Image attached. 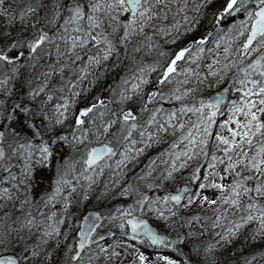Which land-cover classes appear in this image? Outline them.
Masks as SVG:
<instances>
[{
  "label": "snow or ice",
  "instance_id": "6c2138e0",
  "mask_svg": "<svg viewBox=\"0 0 264 264\" xmlns=\"http://www.w3.org/2000/svg\"><path fill=\"white\" fill-rule=\"evenodd\" d=\"M214 3L215 0H194L192 3H189V0H89L87 5L73 2L68 8L69 14L63 17V23L55 33L45 31L41 27L36 29L31 37L18 35L13 38L11 33L5 32L4 39L0 40V64L11 75H4L0 86H7L10 78H19L21 84L28 85V91L23 95L29 98L30 103L13 102L8 108L4 106V101L0 100V115L8 121H15L23 114L26 125L34 132L32 138L24 136L22 138L24 142L12 149L14 153L18 152L22 160L21 171L13 173L12 163L3 166V171L7 173L4 180L10 182L11 187H0V196L5 199L11 198L13 188L20 190L22 185L25 186L23 188L25 195L20 201V206L27 205L29 211L24 214L22 222L17 217L11 223L9 214L5 213L2 222L4 226L0 228V245L8 249L13 246V241L17 245L21 244L26 237L19 235L20 231L25 227L31 229L34 226L36 218L32 215L33 197L30 190L39 183L36 179L38 168L51 166L52 161L56 160L55 175L49 181L50 190L42 191L40 200L45 205L62 200L67 207L73 202V195L77 194V184L72 183L73 180L83 179L88 181L91 187L95 177L103 171V166L111 167L110 162L117 155L119 160L116 161V168L122 169L143 154L153 143L158 142L162 134H166L170 128L174 130L177 127L182 130L181 135L173 141L169 149L158 153L167 154L171 162L169 164L165 161L167 176L162 178V182L173 178V173L178 168L186 167L188 162L198 157H204L205 160L198 161L193 167L190 181L164 196H149L131 182L125 185L121 195L135 194L136 198L122 211L117 209L120 215L121 235L130 236L135 240L146 238L150 246L166 248H173L178 241L187 243L190 251L176 249L182 257L183 264H225L226 255L218 256V253L231 245L234 238H238L242 232L252 233V239L264 238V0H223L216 8L212 7ZM171 5H175V11ZM53 7L54 11L47 21L48 24H55L63 10L59 3H54ZM0 8L3 9V15L15 17V12L9 13L4 8V0H0ZM35 11L36 8L28 6L26 12H22L21 15L32 14ZM209 12L212 27L206 34L192 36L186 44L171 52H159L158 56L164 57L163 60L155 59L151 63L141 60L134 70L126 71V74L120 77L116 87L110 86V96L97 95L91 100L87 99L89 88L82 87L83 81L91 75L89 84L94 85L99 79L97 71L102 74L109 68L105 61L114 53L115 60L111 66L115 67L120 63L121 53L117 49L118 44H124L127 48L126 40L145 32L149 25L156 27L157 24L158 31L165 35L171 32L177 34L172 38V42L175 43L181 35L188 36L197 32ZM169 13H172L175 22L165 24L163 21L168 18ZM124 15H127V18L122 20L121 17ZM228 17H232V22L225 28L223 21ZM154 18L156 23H153ZM85 20L87 26H84ZM106 20L110 31L105 30ZM121 30L123 35L117 39L115 34ZM153 36L154 33H148L144 40L133 48V52L140 51L144 46L149 50L158 47V44L152 43ZM245 36L233 54V42ZM59 40H63L65 45L61 51V45L55 43L56 60L43 65L45 71L40 75L25 79L22 69L33 71L42 60L37 53L46 44L51 49L53 42ZM208 41L215 47H207ZM90 42L97 49L94 55H88L86 61H82V56L76 55L74 60L69 61L68 54L75 55L78 49H83ZM206 54L212 57V63L207 66V74L200 70V61L205 59ZM48 55L50 58L51 51ZM222 56L223 60L220 59ZM247 57L253 58L246 63ZM128 58L132 59L130 56ZM62 60L64 62H61ZM76 61H82V64L77 66ZM232 68H235V73L229 83H238L241 95L239 101L231 102L228 119L220 122L222 128H227L228 135L215 133L218 143L211 150L208 159L209 137L213 132L215 118L219 114L222 96L218 95L214 99L200 97L199 106L195 103L191 105L183 103L180 108L170 110L164 109L161 104L149 110L148 104L156 97L160 100H180L181 95L193 91L190 87L162 91V87L174 77L183 76L185 84L190 83L191 78L202 83V77L204 79L208 76L222 77ZM68 69L71 71L65 77L64 73ZM77 72L78 74H75ZM153 72L157 73L155 84H152L150 77ZM57 74L63 83L55 86L56 90L60 93L67 90L68 93L59 97L48 87L49 80ZM41 79L43 83H40ZM227 91L225 88L224 92ZM9 94L5 93L6 96ZM54 99L57 100L52 105L54 115H50L45 105ZM137 101L141 105L139 112H149L146 120L142 121L136 111ZM189 112L197 113V120L188 127L187 132H183L186 127L183 116ZM241 116L243 119L238 118ZM39 117L43 119L37 125L35 120ZM69 120L72 121L71 136L66 133L57 134L54 131L55 125L65 124ZM233 122L235 127L231 126ZM4 129L0 131V143L5 140L9 125L5 124ZM11 131L14 137L20 138L19 132L15 129ZM45 131L51 133L47 139L44 138ZM36 137H39V143L34 142ZM182 141L186 143L181 149L178 145ZM65 145L71 151L68 155L57 158L58 147L63 148ZM174 149L176 151H172ZM218 152L221 154L218 155ZM5 156L4 148L0 147V160ZM202 162L207 163L209 171L203 173L201 181L199 177L202 170L199 163ZM154 163L155 157L150 159L148 171L136 177L137 180L147 179L149 181L147 186L150 189L160 187L152 178L151 170ZM218 166H222V172L216 171ZM97 168L100 169L99 172ZM225 176L230 178V182H223ZM209 177L214 178L210 180ZM215 177H218L219 181ZM191 182H195L199 187L197 189L189 187ZM69 187L72 189L71 192L67 191ZM206 189H218L221 194L210 199L208 195L201 194ZM87 198L88 193L77 194V203ZM40 200L36 201L37 208L40 206ZM242 200L245 202L242 203ZM194 201H199L201 205L215 206L212 209L215 223L211 227L213 230L221 229L215 233L218 239H203L206 229H196L177 235L176 239L169 242L167 235L154 230L142 218L145 205L160 218L168 219L180 215V209L187 208ZM230 208L239 211L230 212ZM56 216V212H50L45 218L41 212L40 223L43 224L40 229L41 236L31 244L24 243L19 253L0 256V264H93V259L100 253L105 257L119 255L115 251H110L117 246V242L114 241L112 245L99 248V253L89 247L87 250L91 254L87 260L84 259L81 250L85 249L86 245L91 246L95 241L104 239L103 236L97 235L95 241L93 240V233L100 219L98 214H93L92 217L77 221L78 238L73 237V243L66 244L67 255L63 259H55L54 254L59 250V242L53 247L49 246L50 241L60 235L67 239L69 235L67 229L62 230L60 227L65 218L61 216L60 219H55ZM181 219L191 224L192 221L198 220V216H181ZM204 219L209 220L210 217L205 215ZM249 225H252L250 229ZM201 228L203 229V226ZM106 235L112 236L113 233L109 232ZM245 239H248L247 235ZM124 250L127 251V248ZM159 255L157 252V256ZM261 255L264 256V253ZM137 258L140 264H148L143 252H139ZM160 259L165 264H181V260L166 255ZM253 259L254 256H249L244 260V264H250Z\"/></svg>",
  "mask_w": 264,
  "mask_h": 264
},
{
  "label": "rangeland",
  "instance_id": "374dc122",
  "mask_svg": "<svg viewBox=\"0 0 264 264\" xmlns=\"http://www.w3.org/2000/svg\"><path fill=\"white\" fill-rule=\"evenodd\" d=\"M15 1L16 0H4V8L7 9L9 13H12L15 8ZM40 3V10L35 11V13L27 14V15H16L14 18L11 15H3V9L0 8V40L4 39L5 32H9L12 35L18 36L23 35L25 37H31L36 29L43 27L46 29V24L49 25L50 30L55 33L61 23H63V20L60 16L58 18L57 22L55 24H48L47 21L51 18V15L54 11V3L55 0H38ZM78 3L87 5L89 0H78ZM194 2V0H189V3ZM223 0H215V3L212 5L213 8L218 7ZM173 8V11H175V5H171ZM172 14V13H169ZM182 16V14H181ZM180 18V17H178ZM239 18V17H236ZM163 19V17H161ZM11 20V23H8V21ZM36 21H39L38 23ZM165 24H169L165 20L163 21ZM232 22V17L225 18L223 21V25L226 28L227 24ZM153 23H156V18H154ZM107 20L105 21V29H106ZM84 26H87V21H84ZM159 26V24L156 25V27ZM212 27V17L211 12H209V15L207 18L203 19L201 22L200 28L197 30V32L188 35L183 36L181 35L179 39L176 40L175 43H171L176 45L177 47L183 46L188 42L189 39L192 38V36H198L201 33H207V31L211 30ZM62 31V30H61ZM148 33H155L156 37L158 39L166 40L173 38V36L177 35L175 32H171L168 35H165L163 32L158 31L153 27L152 25H149L145 32L138 34L140 36V39L142 41L144 40V37ZM15 36L13 38H15ZM170 36V37H169ZM246 38L241 37L237 41L233 42L232 47V53L234 54L236 52V47L243 42V40ZM162 40V41H163ZM128 40H126L127 42ZM55 43H59L61 45V51L64 50L65 42L63 40L55 41L53 42L52 48H51V57L49 58V55L47 54L45 57L42 56L41 63L38 64L39 68L37 69V74L40 75L43 71H45V68L43 65L50 64L53 61L56 60L55 56ZM152 43L155 44L154 39H152ZM140 44V43H139ZM207 47H215L211 43V41L206 42ZM138 45V44H137ZM136 45V46H137ZM223 48V45H221V49ZM91 49V51H89ZM96 48L93 47V43L90 42L88 45H85L83 49H78L75 55L68 54L69 55V61L74 60L76 55L82 56V61H86L88 55H94L96 52ZM144 53L146 56H152L155 52V47L152 49H148L146 46L141 48L140 52ZM139 52V51H137ZM11 54H15V52H11ZM115 53L112 57L109 58L108 61H105V63L110 64ZM44 58L47 60L44 63ZM253 57H247L245 59V62H249ZM223 60V56L220 58ZM82 61H76L77 66H80L82 64ZM61 62H64L63 60ZM212 63V57L208 56L206 54L205 59L200 61L201 64V71L205 72L207 74L208 72V64ZM194 66V65H193ZM11 67V65H9ZM71 71V69H68L65 71L64 76H68V72ZM24 77H27L29 79L31 77V71L27 69H22ZM235 73V68H232L227 73H224L221 77L220 75L217 76H208L207 79L201 78L203 80L202 83L195 81V78H191V82L188 84L183 83L184 77L178 76L174 77L169 83L165 84L162 87V91L169 92L177 87H179L181 90L185 87H190L193 89L191 93L183 94L181 95L180 100H160L159 97L154 98L153 102H150L148 104L149 110L156 107L157 104H161L164 109L170 110L172 108H180L181 104H193L195 103L197 106H199V99L200 97L207 98L211 94L215 92H220L223 95V100L220 103L219 108V114L216 116L215 121L212 125L213 132L209 137V157L211 156V150L213 147L218 143L216 139V132H220L222 135H228L227 128H222L220 122L222 120L228 119V109L231 106L232 101H239L241 93L238 91L240 88V85L238 83L232 82L229 83L230 80H232L233 74ZM75 74H78L75 73ZM98 76L101 74L97 71L96 73ZM10 76V75H9ZM156 76L157 73L153 72L150 74L152 84H155L156 82ZM74 78V77H73ZM92 76L88 75L87 79L83 81L82 87L89 88L88 93L86 94V97L88 100H91L93 97V94L96 90L95 85H90L89 81H91ZM2 81V79H0ZM55 82H61L59 74L54 76L52 79L49 80L48 86H51L55 84ZM40 83H43V80L41 79ZM22 87L21 81L19 78L9 79V83L7 86H0V94L5 93H18L20 92V89ZM169 87H171V90H169ZM227 88L228 91L224 92V89ZM149 90H151V85H149ZM9 94V95H10ZM179 94V93H178ZM146 100V97H144ZM83 103V101H81ZM138 105V109H136L137 113L140 116V119L146 120V117L148 116L149 112H139L140 109V102L137 101L136 103ZM260 105H258L259 107ZM206 114V113H205ZM54 115V113H53ZM240 119H243V117H238ZM183 120L185 122L186 127L183 129V132H187L188 127L191 126L192 123H195L197 120V113L189 112L186 113L183 116ZM70 121V120H69ZM13 121H10V124ZM65 124L62 125H55L54 131H57L58 129L63 128ZM232 127H235L234 122L231 124ZM12 130V127H11ZM182 130L177 127L174 130L169 129V131L166 134H162V138L158 141L153 143V145L148 148L143 154H141L139 157H137L132 162L128 163L124 168L117 169L116 168V161L119 160V156L117 155L110 163L111 167L103 166V171L100 172V175L95 177L94 183L91 184V187H89V182L81 179L80 181L73 180L72 183L77 184V194L83 195L84 193H88V198L86 200H80L79 203H77V194L73 195V202L65 207L62 200H57L54 204H48L45 205L42 200H40V193L45 190H50V184L49 181L54 178L55 173L52 171L51 166H44L43 169L38 168L36 171V179L39 181L36 187L31 189V195L33 197V203H32V215L36 218L34 226L29 229L25 227L22 229L19 233V235L26 237V240L23 241L20 246L19 252L24 246V243L31 244L36 240L37 237L41 236L40 229L43 227V224L40 223V213L42 212L45 218H47L48 214L50 212H56L57 216L55 219H60L61 216H63L64 223L60 225L61 229H67L68 230V237L65 239L63 235L58 236L57 238L50 241L49 246H55L57 242H59V250L55 252L54 257L57 260L63 259L65 255H67V252L65 250L66 244L73 243V237H77V231L79 228V224L77 221L81 220L82 215L87 212L88 210H96V208H102V213L105 215L104 221L102 225L95 231L93 234V240L95 241V238L97 235L103 236L104 239L102 241H95L94 244L91 246H88L86 250L83 252L84 259L87 260V257L91 254L87 249L91 247L93 251H96L99 253V248L104 247V245H112L115 242H117V246L115 249L110 251H115L119 255L117 256H108L105 257L103 253H100L96 258L93 259V264H140L138 261V253L143 252L145 256L147 257L148 264H165V262L160 259L161 256H169L176 260H181V264H183L182 257L178 254L176 249H181V245H183L186 250H183L184 252L190 251L189 246L187 243H181L177 242L173 248L166 249L164 247H158V248H152L149 246H146L144 244V240H135L130 236H123L121 235L122 229L119 227L120 223V215L117 213V209H120L121 211L126 208L129 204L133 203L130 196L121 195V191L124 188L125 185L129 183L128 177H131L133 173H139L143 175L144 169H147V165L151 158L155 157V163L152 168V178L155 180V183L157 185H160L159 188H148V183L146 185V191L149 196H161L164 192L169 190H175L177 187H179L181 184H184L185 182L190 181L191 173L193 167L198 163V161H204V157H198L196 160H192L188 162L186 167L184 168H178L176 172L173 173V178H170L168 180H164L162 182V178L164 176H167V167L165 164V161H168L170 164V160L167 156V154L158 155V153H163L165 149H169L170 145L173 143V141L177 140L178 137L181 135ZM36 143H39V140L35 141ZM186 142L182 141L178 145V148H183L184 144ZM223 147V145H221ZM14 148H17L14 147ZM65 149V146L63 148L58 147V155H60ZM172 151H176L175 149ZM218 155L221 153H217ZM232 153H230L231 155ZM235 158V157H234ZM6 163H12L13 168L11 171L13 173H17L21 171L20 164L22 163V160L20 159L18 152L14 153L11 151L9 155H7L2 164H0V187H11V183L4 180V176L7 175L3 171V166ZM199 166L201 168V175L199 179L203 180V173L205 171H209L207 167L206 162L199 163ZM163 169V172L161 170ZM240 170V167L237 168V171ZM97 171L99 172L100 169L97 168ZM143 171V172H141ZM148 171V170H147ZM145 171V172H147ZM216 171L222 172L223 168L222 166H218ZM160 173L161 175H157ZM247 174V173H246ZM126 178V179H125ZM214 177H209V179H213ZM71 179V177H69ZM219 181L218 177H215ZM148 181L147 179H145ZM118 181V182H116ZM223 182L228 183L230 182V178L228 176L224 177ZM83 185V187H81ZM189 186L193 189H197L199 187L198 184L195 182H191ZM25 186H21L20 190H17L15 188L12 189V195L11 198L5 199L3 196H0V228L4 226L2 223L4 220L5 213L9 214V217H12L13 219L9 220V223L12 221H15L17 217L20 218V221L22 222L24 219V214L29 211L28 206L21 207L20 201L24 199V191L23 188ZM107 189V191H105ZM67 191L71 192L72 189L69 187ZM202 195H208L210 199L215 198L216 196L220 195V190L218 189H206L203 190ZM226 194V193H225ZM195 195V193H193ZM40 200V206L37 208L36 201ZM245 202L242 200V203ZM186 203V201H185ZM91 207V208H89ZM96 207V208H94ZM213 205H201L199 201H194V203L187 208H181L180 209V215L169 217L168 219H162L156 214L155 212L148 209L147 205H145L144 212L147 213L152 221V223L161 231L166 233L170 240L176 239L177 235H183L187 233L189 230H204L206 229L204 233V237L208 233H212L211 238H216L215 233L220 232V228L212 229V224L215 223V216L212 211ZM98 210V209H97ZM230 212L232 211H239L238 209L230 208ZM138 214V213H137ZM200 214V215H198ZM192 216L197 215L198 220L192 221L191 224L186 223L184 220L181 219V216ZM207 215L210 217L209 220H205L204 216ZM175 222V223H173ZM185 223V224H184ZM182 227V231L179 229ZM15 227V225H13ZM203 226V229L201 228ZM252 227V225H249V229ZM113 233L112 236L106 235L107 233ZM248 236V239H245V236ZM253 234L250 232H242L241 235L238 238H234L233 243L229 246H227L225 249H223L220 253H218V256L220 255H226V261L225 264H228V262H231V264H244V260L248 258L249 256H254V259L250 261V264H264V256L261 255V253H264V238L257 237L256 239H252ZM124 241H127L125 244ZM15 241H13V246L11 248L5 249L3 245H0V255L3 253L11 252L15 253L16 248ZM127 248V251L124 249ZM182 250V249H181ZM157 252H159V256H157Z\"/></svg>",
  "mask_w": 264,
  "mask_h": 264
},
{
  "label": "trees",
  "instance_id": "16d2710c",
  "mask_svg": "<svg viewBox=\"0 0 264 264\" xmlns=\"http://www.w3.org/2000/svg\"><path fill=\"white\" fill-rule=\"evenodd\" d=\"M73 2H79V1L78 0H55V3H59L61 5V8L63 9L61 11L62 20H63L64 16L69 14L68 8ZM38 5H39V7H38ZM28 6L36 8V11L40 10V3H39L38 0H16L15 1V8H14V11H13V12H15V16L19 15L22 12H26V9H27ZM126 18H127V15H124V16L121 17L122 20L126 19ZM165 21L168 22L169 24H172V23L175 22L173 20V18H172V14H168V18ZM45 27H46L45 31H49L50 33H53L50 30L49 25L46 24ZM158 28H159V26L155 27L156 30H158ZM105 30L106 31H110V29L108 28L107 24H106V29ZM122 35H123L122 30L118 31L115 34L117 39L119 38V36H122ZM154 35H156V34L154 33ZM14 36L15 35H13V37ZM153 39L155 41V44H158L159 46L155 47V52L153 53V55L151 57L150 56L148 57V56L144 55L143 51L142 52H140V51L139 52H133V48L136 47L137 44L142 42V39H140V36H138V35L133 36L132 38L128 39V41L126 42L127 48H125L124 44H118L117 45V49L121 53L120 63L117 64L115 67L111 66L112 61L115 60V55H114L111 63L109 64V68L98 76L99 79L94 84L97 88H96L93 96H97V95H99L100 97H108V96H110L111 95L110 86L111 87H116L119 84V82H120V77L125 75L126 71L134 70V68L141 62V60H143L144 62H148V63H151L155 59L163 60L165 58L164 57H159L158 56L159 52H161V51L171 52L172 50L177 48L176 45H174V44L171 45L172 38L167 39V41H166V40H163V39H160V38L158 39V37H156V36H153ZM50 50L51 49H49L48 45L46 44L40 50V52L37 53V55H39L41 57L42 56L45 57L49 53ZM129 56L132 59H129L128 58ZM46 61L47 60L44 58V63ZM133 61H135V63ZM22 63H23V61H22ZM38 68H39V65L37 64L35 66L34 70L30 72L31 73V77L30 78H32L33 75H38L37 74V69ZM4 75H11V74L6 71V69L3 67L2 64H0V79H3ZM25 79H27V77H25ZM62 83H63V81L55 82V84H53L51 86H48L50 89L55 91V94H56L57 97H59L62 94H68L67 90L65 91V93H60L59 91L56 90L55 86H58V85H60ZM21 88H22V92L21 93H15L13 95L10 94V95H7V96L5 94H1L0 95V100L4 101V106L5 107H9L10 108L12 106L13 102H18V103L19 102H23V103H27L28 102V103H30L29 98L25 97L23 95L26 91H28L27 83L22 84ZM169 90H171V87H169ZM56 102H57V100L54 99V100H52L50 102L49 106L46 107L49 110V114L50 115H53L52 105L55 104ZM32 103H33V106H34V102H32ZM135 108L138 109V105L137 104H135ZM147 117H146V119H147ZM42 119H43L42 117L37 118L35 120V123L37 125H39ZM45 123H47V121H45ZM5 124L9 125V129L6 131V138H5L4 142H3V148L6 151L7 155H9L11 153L12 149L15 146H17L19 143H23L24 142V140L22 139L24 136H28L29 138H32L34 130L28 128V126L25 123L23 114L19 115L16 118V120L13 121L11 124H10V121L6 120L5 117L0 115V129L5 130L4 129V125ZM11 127H12V129H15L16 132L20 133V138H16V137H14L12 135ZM46 133L48 134V132L45 131L44 135ZM36 138L39 139V137H36ZM70 151L71 150L68 149L67 152L63 156L68 155ZM55 168H56V166H55ZM147 170H148V168L144 169V172L147 171ZM77 171H79V166L77 167ZM141 172H143V171H141ZM131 175H132L131 177H128L129 183L131 182L134 186H139L140 191L141 192H145L146 191V185H147V183H149V181L137 180L136 177L141 175L139 173H133ZM129 196H130L132 201L136 198L135 194H132V195H129ZM89 208H91V207H89ZM94 208H96V207H94ZM96 209H98L100 212H103L102 208H98L97 207ZM142 215L146 216L150 220V217H149V215L147 213H142ZM198 215H200V214H198ZM184 217H189V216L186 215ZM10 219H13V218L10 217ZM179 229L182 231V227H180ZM211 236H212V233H208L205 237H203V239L211 238ZM144 244L146 246H148L147 242H144ZM15 248H16V250H14V251H16L15 254L19 253V249L21 248L20 244L19 245L16 244ZM181 249L182 250H186V248L183 245H181ZM4 252H7V251H4Z\"/></svg>",
  "mask_w": 264,
  "mask_h": 264
},
{
  "label": "water",
  "instance_id": "95a60500",
  "mask_svg": "<svg viewBox=\"0 0 264 264\" xmlns=\"http://www.w3.org/2000/svg\"><path fill=\"white\" fill-rule=\"evenodd\" d=\"M218 95H220V96H222V94L220 93V92H215V93H213V94H211L210 96H208L207 98H216ZM222 100V99H221ZM0 147H2V145H1V143H0ZM183 186V184L180 186V187H182ZM171 192H174V191H168V192H166V193H171ZM166 193H164L163 194V196L166 194ZM93 214H98L99 215V217H100V219L98 220V222H97V225H96V230L101 226V224L103 223V221H104V216L102 215V213L100 212V211H98V210H90V211H87L83 216H82V218H81V221L85 218V217H92L93 216ZM142 218L143 219H145L148 223H149V225L154 229V230H156V231H158L157 229H156V227L147 219V218H145V217H143L142 216ZM95 230V231H96ZM78 232H79V228H78ZM77 232V233H78ZM159 232V231H158ZM95 233V232H94ZM93 233V234H94ZM160 233H162V234H164V235H167L166 233H163V232H160ZM168 236V235H167ZM169 237V236H168ZM78 238V237H77ZM147 240V239H146ZM148 241V240H147ZM149 242V241H148ZM169 242H171L170 241V239H169ZM149 244H150V242H149ZM88 247V245H86L85 246V249ZM166 248V247H165ZM85 249H82L81 251L83 252ZM167 249H169V248H167ZM8 255H13V253H5V254H1L0 256H8Z\"/></svg>",
  "mask_w": 264,
  "mask_h": 264
},
{
  "label": "flooded vegetation",
  "instance_id": "af4514ba",
  "mask_svg": "<svg viewBox=\"0 0 264 264\" xmlns=\"http://www.w3.org/2000/svg\"><path fill=\"white\" fill-rule=\"evenodd\" d=\"M22 92V88L20 89V92H18V93H21ZM15 94V93H14ZM1 95V94H0ZM30 101V100H29ZM28 103V102H27ZM50 104V102L49 103H47L46 105H45V107H47V105H49ZM9 108V107H8ZM72 124V121L70 120V121H68L67 123H65V125L63 126V128H61V129H58L57 130V134H68L69 136H71V129H70V125ZM50 135H51V133H50ZM50 135H48L47 136V138L50 136ZM67 150H68V148H67V146L65 145V149H64V151L60 154V155H58V157L57 158H61L66 152H67ZM55 166H56V160H53L52 161V166H51V169H52V171L55 173Z\"/></svg>",
  "mask_w": 264,
  "mask_h": 264
}]
</instances>
